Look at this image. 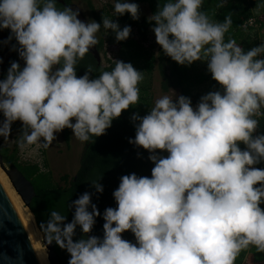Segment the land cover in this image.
I'll return each mask as SVG.
<instances>
[{"label": "clouds", "instance_id": "clouds-1", "mask_svg": "<svg viewBox=\"0 0 264 264\" xmlns=\"http://www.w3.org/2000/svg\"><path fill=\"white\" fill-rule=\"evenodd\" d=\"M203 4L158 0L147 22L164 56L181 66L206 64L217 87L195 105L171 90L146 114L132 115L129 143L146 151L153 167L150 176L120 178L116 207L101 214L85 192L70 202L71 221L49 210L39 229L48 247L68 254L67 264H236L249 249L264 254V43L246 50L226 39L231 16L213 21ZM112 7L114 18L103 15L101 24L81 20L79 9L59 0H0V31L9 32L0 46L19 57L0 79L3 145L48 149L66 129L95 144L124 112L139 109L144 75L133 64L115 60L98 75L88 65L78 75L102 28L127 41L132 28L117 18L141 17L133 0H113ZM102 178L89 182L99 194ZM100 218L102 237L94 234Z\"/></svg>", "mask_w": 264, "mask_h": 264}, {"label": "trees", "instance_id": "trees-1", "mask_svg": "<svg viewBox=\"0 0 264 264\" xmlns=\"http://www.w3.org/2000/svg\"><path fill=\"white\" fill-rule=\"evenodd\" d=\"M64 1L67 5L73 4L74 1L87 3L93 19L98 23L102 24L103 15L114 18L112 5L98 13L93 0ZM133 2L139 4L141 9L139 21L132 20L130 15L117 18L122 28L125 25L132 28L130 38L127 41L117 42L114 33L105 32L102 28L103 35L99 40L97 50L105 53L107 59L105 64L99 65L90 53L79 64L78 75H83L88 65L93 67V74L98 75L100 71L111 70L115 60L133 64L144 75V79L139 85V109H130L124 112L121 118L113 122V126L107 131V134L98 138L95 144L85 143L76 175L73 178L67 175L63 176L61 178L63 184L55 183L51 173L44 172L39 164L19 163L18 158H16L17 145L13 155L8 154V149L0 148V153L5 161L14 163L35 189L36 196L31 202L30 210L36 218L38 228L40 222L46 221L51 208L68 214V219L71 221L70 202L85 192L92 194L93 203L98 206L101 214H103L106 208L116 207L113 192L118 188L122 176L131 173L150 176L153 165L148 160L149 154L130 144L129 138H135L132 115L136 111H139L141 115L146 114L147 110L154 105L153 85L155 81L160 80L164 93H169L171 89L178 90L180 94L191 97L194 105L200 96L217 87L207 71L206 64L198 62L191 67L181 66L164 56L162 49L155 44V35L151 31L147 17L157 10L158 0H133ZM260 2L261 0H204L203 10L213 21L222 22L226 16H231L232 27L226 34V39H235L247 50L264 43V7H258ZM143 11L146 12L147 16H142ZM253 17L257 20V24L252 27L246 25L248 20ZM3 33L6 37L9 35L8 31H3ZM111 44L115 45L117 50L114 55H108L107 45ZM2 49L0 46V52ZM157 53L160 55L157 56ZM18 59V55L9 50L7 64L1 79L10 66V62ZM15 126L19 132L21 125L17 123ZM261 130H264V118H261ZM70 132L71 130L68 129L64 131L66 141H69ZM259 167H264V164L259 165ZM102 176L100 183L104 187V192L99 194L89 182ZM103 223L102 218L97 220L94 229L95 235L102 237ZM124 238L134 242V236L131 233H125ZM55 251L60 263L67 264L68 254L57 246H55ZM236 264H264V254L257 253L254 248L249 249L240 254Z\"/></svg>", "mask_w": 264, "mask_h": 264}, {"label": "water", "instance_id": "water-1", "mask_svg": "<svg viewBox=\"0 0 264 264\" xmlns=\"http://www.w3.org/2000/svg\"><path fill=\"white\" fill-rule=\"evenodd\" d=\"M61 2L65 4L64 0H61ZM71 7L79 9L76 5ZM80 19L87 21L82 12ZM91 54L100 65L102 59L97 46L91 51ZM8 165L7 168L4 157L0 153L1 169L8 175L16 192L21 196L24 204L31 212V202L36 196L35 189L14 164L10 163ZM32 216L34 217L33 214ZM34 220L38 231L41 233L35 217ZM41 236L43 237L42 233ZM43 244L48 250L50 264H61L55 251V245L48 247L44 238ZM5 257L9 259H5ZM42 260L44 264H48L27 225L0 182V264H41Z\"/></svg>", "mask_w": 264, "mask_h": 264}, {"label": "rangeland", "instance_id": "rangeland-1", "mask_svg": "<svg viewBox=\"0 0 264 264\" xmlns=\"http://www.w3.org/2000/svg\"><path fill=\"white\" fill-rule=\"evenodd\" d=\"M93 4H94L96 11L100 13L105 8H107V6L113 5V0H93ZM73 5H76L77 7H79V9L81 10V12L83 13V15L85 16L87 20L93 19V16L91 15V11L89 10L87 3L83 1H74ZM102 35H103V30L101 29V32L98 33L99 40L101 39ZM6 38L7 37L5 36L3 31H0V41L5 40ZM154 42L156 45H158L156 43V40ZM2 48L3 49H2V52H0V58L3 59L4 63L0 65V79H1L2 72L6 66L8 55H9V47L2 46ZM107 51H108V55H114L116 54L117 50H116L115 45L111 44L109 46L107 45ZM101 59H102V64H105L107 59L105 57V53L103 52L101 53ZM155 77L157 76L155 75ZM153 93L155 96L154 102L157 98H159L163 94H170V95L172 94L170 92L164 93V91L161 88L159 79L154 82ZM176 93L180 94V91L177 90ZM18 134L19 132H18L17 126L14 125L13 130H12V139H15ZM58 141L59 143L54 142L53 145L48 149L39 148V149L33 150L34 149V146H33L32 148H29L22 153L20 149L18 148V151L16 153V158H18L19 163H22V164H39L44 172L51 173L55 183L63 184L61 180L63 176L67 175L73 178L76 175L78 168H79L81 156L84 151L85 143H81L78 140H76L73 137L72 132H70L69 141H66L64 132L58 134ZM16 145H17L16 143H9L7 145H3V139L0 138V148L8 149L9 155H13ZM5 164L8 168L9 166L8 164L10 163L5 161ZM1 170L4 172L3 169ZM4 174L7 175L5 172ZM10 184H11L13 191L19 198V201L22 207L28 210L21 196L16 192L15 188L13 187L11 181H10ZM41 244L48 255V250L44 247V244H43V237L41 238Z\"/></svg>", "mask_w": 264, "mask_h": 264}, {"label": "bare ground", "instance_id": "bare-ground-1", "mask_svg": "<svg viewBox=\"0 0 264 264\" xmlns=\"http://www.w3.org/2000/svg\"><path fill=\"white\" fill-rule=\"evenodd\" d=\"M0 182L5 188L6 192L8 193L9 197L11 198L12 202L14 203L15 207L17 208L19 214L21 215L22 219L24 220L25 224L27 225L33 239L35 240L36 244L38 245L41 253L43 254L44 258L46 259L47 263L50 264L48 255L41 244V233L38 231L34 217L32 216L31 212L24 209L19 201V198L13 191L10 181L7 175L0 169Z\"/></svg>", "mask_w": 264, "mask_h": 264}, {"label": "built area", "instance_id": "built-area-1", "mask_svg": "<svg viewBox=\"0 0 264 264\" xmlns=\"http://www.w3.org/2000/svg\"><path fill=\"white\" fill-rule=\"evenodd\" d=\"M255 24H256V19H250L246 23V25L251 26V27L254 26Z\"/></svg>", "mask_w": 264, "mask_h": 264}, {"label": "flooded vegetation", "instance_id": "flooded-vegetation-1", "mask_svg": "<svg viewBox=\"0 0 264 264\" xmlns=\"http://www.w3.org/2000/svg\"><path fill=\"white\" fill-rule=\"evenodd\" d=\"M65 2V1H64ZM59 3L61 4V5H67L66 3L65 4H63L62 2H61V0H59ZM73 4H71V5H68V6H72ZM143 14H142V16H147V14H146V12H142ZM7 64V63H6ZM171 90H174V89H171ZM175 92L177 91V90H174ZM170 93H172L171 91H170Z\"/></svg>", "mask_w": 264, "mask_h": 264}]
</instances>
